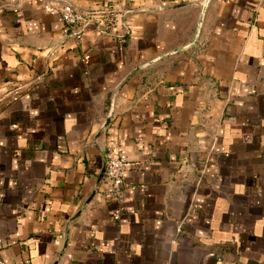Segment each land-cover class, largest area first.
<instances>
[{
    "label": "crops",
    "instance_id": "crops-1",
    "mask_svg": "<svg viewBox=\"0 0 264 264\" xmlns=\"http://www.w3.org/2000/svg\"><path fill=\"white\" fill-rule=\"evenodd\" d=\"M55 1L105 27L0 0V260L264 264V0Z\"/></svg>",
    "mask_w": 264,
    "mask_h": 264
},
{
    "label": "built area",
    "instance_id": "built-area-1",
    "mask_svg": "<svg viewBox=\"0 0 264 264\" xmlns=\"http://www.w3.org/2000/svg\"><path fill=\"white\" fill-rule=\"evenodd\" d=\"M43 9L46 13L56 15L64 27V32L76 39H80L81 29L90 23L97 22L100 28L103 29L105 27V24L101 21L102 18L96 12L73 2L56 3L55 0H44ZM107 19L108 21L113 20L111 16H108ZM114 107L115 102L112 101L111 110ZM131 165L132 161L124 149L116 145H108L106 147L104 170V179L107 185L106 191L115 200L120 201L122 199L126 172ZM115 218L118 219L119 215L115 216ZM0 264L8 263L0 260Z\"/></svg>",
    "mask_w": 264,
    "mask_h": 264
},
{
    "label": "water",
    "instance_id": "water-1",
    "mask_svg": "<svg viewBox=\"0 0 264 264\" xmlns=\"http://www.w3.org/2000/svg\"><path fill=\"white\" fill-rule=\"evenodd\" d=\"M112 101L114 102L115 101V98H113Z\"/></svg>",
    "mask_w": 264,
    "mask_h": 264
}]
</instances>
